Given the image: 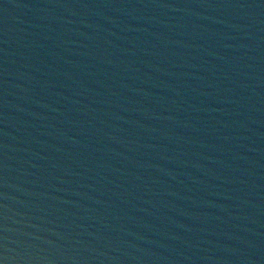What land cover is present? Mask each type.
I'll return each mask as SVG.
<instances>
[{
    "label": "water",
    "instance_id": "obj_1",
    "mask_svg": "<svg viewBox=\"0 0 264 264\" xmlns=\"http://www.w3.org/2000/svg\"><path fill=\"white\" fill-rule=\"evenodd\" d=\"M0 264H264V0H0Z\"/></svg>",
    "mask_w": 264,
    "mask_h": 264
}]
</instances>
